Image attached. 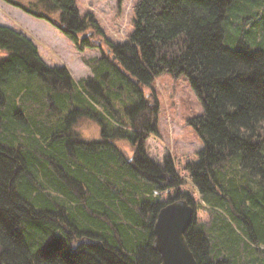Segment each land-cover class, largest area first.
<instances>
[{
    "label": "trees",
    "instance_id": "trees-1",
    "mask_svg": "<svg viewBox=\"0 0 264 264\" xmlns=\"http://www.w3.org/2000/svg\"><path fill=\"white\" fill-rule=\"evenodd\" d=\"M3 1L80 50L100 33L78 0ZM133 26L125 42L104 39L111 53L86 59L94 73L76 81L0 24V264H161L154 222L174 201L194 207L198 264H264V0H137ZM165 72L186 75L204 104L190 119L204 147L177 162L147 151L159 102L140 88ZM81 118L100 136L84 138Z\"/></svg>",
    "mask_w": 264,
    "mask_h": 264
},
{
    "label": "rangeland",
    "instance_id": "rangeland-1",
    "mask_svg": "<svg viewBox=\"0 0 264 264\" xmlns=\"http://www.w3.org/2000/svg\"><path fill=\"white\" fill-rule=\"evenodd\" d=\"M136 2L137 0H78L82 15L92 14L100 28L99 36H92L94 45L84 50H80L59 28L46 19L34 17L3 0H0V24L24 32L36 44L47 64L67 66L74 79L80 81L94 73L86 59L102 57L110 48L104 39L122 43L133 32ZM249 43L251 44L250 41ZM5 53L0 48V58ZM123 72L121 66L115 65L110 73L116 75L115 83L119 87L117 92H122L123 95L126 92V97L122 98L125 105L119 101L117 104L126 106L132 104L138 94L130 91V82ZM14 86L15 83L12 87ZM140 89L147 93L153 89L159 102V134H151L147 140L150 156L162 161L165 154L169 153L177 162L185 156L196 154L204 147L195 126L190 122V119L204 113V104L186 75L174 77L165 72L154 77L151 87L141 86ZM74 127L86 139L100 136V124L95 120L81 118ZM122 146L130 149V156L132 148L128 144ZM196 198L200 199V196L197 194ZM198 210V221L206 220L208 213L200 206Z\"/></svg>",
    "mask_w": 264,
    "mask_h": 264
},
{
    "label": "water",
    "instance_id": "water-1",
    "mask_svg": "<svg viewBox=\"0 0 264 264\" xmlns=\"http://www.w3.org/2000/svg\"><path fill=\"white\" fill-rule=\"evenodd\" d=\"M194 215V207L183 201L171 202L157 214L153 246L161 254V264H198L186 239Z\"/></svg>",
    "mask_w": 264,
    "mask_h": 264
}]
</instances>
